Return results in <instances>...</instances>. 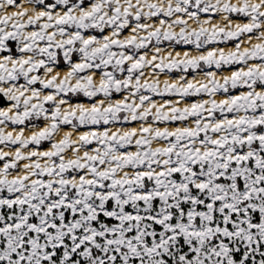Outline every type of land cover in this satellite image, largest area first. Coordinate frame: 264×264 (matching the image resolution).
<instances>
[{
	"label": "snow or ice",
	"instance_id": "6c2138e0",
	"mask_svg": "<svg viewBox=\"0 0 264 264\" xmlns=\"http://www.w3.org/2000/svg\"><path fill=\"white\" fill-rule=\"evenodd\" d=\"M0 103V264H264V0H0Z\"/></svg>",
	"mask_w": 264,
	"mask_h": 264
},
{
	"label": "trees",
	"instance_id": "16d2710c",
	"mask_svg": "<svg viewBox=\"0 0 264 264\" xmlns=\"http://www.w3.org/2000/svg\"><path fill=\"white\" fill-rule=\"evenodd\" d=\"M3 103H5V102H3ZM3 104L2 103H0V106H2Z\"/></svg>",
	"mask_w": 264,
	"mask_h": 264
},
{
	"label": "bare ground",
	"instance_id": "6f19581e",
	"mask_svg": "<svg viewBox=\"0 0 264 264\" xmlns=\"http://www.w3.org/2000/svg\"><path fill=\"white\" fill-rule=\"evenodd\" d=\"M3 106V105H2Z\"/></svg>",
	"mask_w": 264,
	"mask_h": 264
},
{
	"label": "rangeland",
	"instance_id": "374dc122",
	"mask_svg": "<svg viewBox=\"0 0 264 264\" xmlns=\"http://www.w3.org/2000/svg\"><path fill=\"white\" fill-rule=\"evenodd\" d=\"M6 103V102H5Z\"/></svg>",
	"mask_w": 264,
	"mask_h": 264
}]
</instances>
